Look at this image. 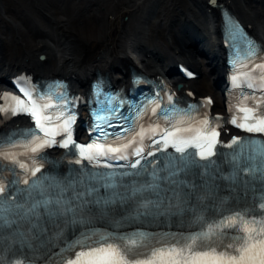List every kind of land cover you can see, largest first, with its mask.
<instances>
[{
	"label": "snow or ice",
	"instance_id": "snow-or-ice-1",
	"mask_svg": "<svg viewBox=\"0 0 264 264\" xmlns=\"http://www.w3.org/2000/svg\"><path fill=\"white\" fill-rule=\"evenodd\" d=\"M168 98L172 100L171 95ZM114 111L115 107L107 109V114L101 110L96 120L111 127ZM152 112L156 114V108ZM31 115L37 116L35 109ZM71 122L70 116L64 119L62 130L67 136L59 146L75 149L76 158L69 163L79 167L62 174L53 162L51 171L44 174L42 165L28 168L4 155L22 170L21 174L8 169L13 178L0 180V233L13 243L32 249L34 241L67 240L70 230L75 235L85 228L61 250L63 264H264V145L241 143L233 137L224 145L233 150L224 153L217 151L215 128L206 127L192 137L179 136L180 129H175L160 133L159 139L153 129L152 148L145 153L143 129L124 144L82 145L72 139ZM203 123L207 126L209 121ZM231 123L249 133L264 134V115H244L242 122L234 118ZM96 127L103 133L102 124ZM44 132L47 136L51 130ZM49 145L55 141L36 143L31 152ZM129 148L136 159L128 163L127 171L97 170L112 168L101 164L109 155L128 160ZM97 223L112 231L96 228ZM132 224H176L182 230L121 231ZM64 251L71 255L63 257ZM26 259L17 257L10 264H26Z\"/></svg>",
	"mask_w": 264,
	"mask_h": 264
},
{
	"label": "bare ground",
	"instance_id": "bare-ground-1",
	"mask_svg": "<svg viewBox=\"0 0 264 264\" xmlns=\"http://www.w3.org/2000/svg\"><path fill=\"white\" fill-rule=\"evenodd\" d=\"M220 1L253 24L264 42V0ZM206 4L207 0H0V75L21 67L42 70L26 60L45 52L50 57L46 72L63 74L77 89L96 70L108 72L115 83H126L130 66L148 72L169 69L175 75L172 80L181 81L174 63L185 59L202 74L189 85L199 94L215 95L218 106L226 75L218 54L220 17Z\"/></svg>",
	"mask_w": 264,
	"mask_h": 264
}]
</instances>
